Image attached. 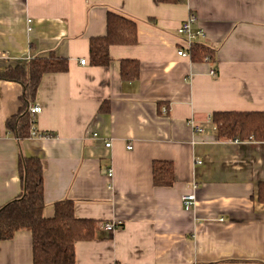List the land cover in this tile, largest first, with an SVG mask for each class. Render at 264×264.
I'll use <instances>...</instances> for the list:
<instances>
[{"label":"crops","instance_id":"0c3cea01","mask_svg":"<svg viewBox=\"0 0 264 264\" xmlns=\"http://www.w3.org/2000/svg\"><path fill=\"white\" fill-rule=\"evenodd\" d=\"M107 11L135 20L137 41L110 45V62L93 66L89 38L105 33ZM189 14L207 61L176 53ZM50 53L68 69L42 75L34 125L55 135L6 131L22 87L0 79V206L21 192L19 156H34L46 216L71 199L76 217L116 223L76 241L75 264H264V141L218 138L210 120L218 110H264V0H0V72ZM126 58L139 62L136 80L120 77ZM153 160L172 163L171 186L153 184ZM192 182L196 203L185 211ZM0 264H31L29 232L0 241Z\"/></svg>","mask_w":264,"mask_h":264},{"label":"trees","instance_id":"16d2710c","mask_svg":"<svg viewBox=\"0 0 264 264\" xmlns=\"http://www.w3.org/2000/svg\"><path fill=\"white\" fill-rule=\"evenodd\" d=\"M162 3L185 0H157ZM137 41L135 20L114 11H107L105 33L92 36L88 42V62L93 66H105L110 62V45H133ZM212 51L201 42L190 48V59L199 62ZM68 60L53 53L30 58L25 64H16L0 72V79L18 82L21 87L20 106L16 114L5 121V129L17 139L30 137L31 116L28 106L33 103L40 79L47 72H64ZM122 80L139 77L138 60H120ZM103 109V104L99 110ZM210 120L218 138L264 141V110H218ZM51 136L52 132H47ZM17 170L21 192L0 206V241L11 239L18 231H27L31 237V264H75L74 243L95 237L98 220L74 215L73 200L60 199L53 203V214H44L43 166L38 157L20 155ZM152 181L156 186L174 183L172 163L166 160L152 161ZM257 198L264 200V182L258 186Z\"/></svg>","mask_w":264,"mask_h":264},{"label":"built area","instance_id":"2783aa9c","mask_svg":"<svg viewBox=\"0 0 264 264\" xmlns=\"http://www.w3.org/2000/svg\"><path fill=\"white\" fill-rule=\"evenodd\" d=\"M197 18L194 14H189L187 18L179 24V26L176 28V32L178 35H180L183 40L185 41V44L181 47H179L176 51L177 55L181 57H190V48L194 42H198V39L202 36H204V31L202 28L197 27L194 28L193 25L196 23ZM28 23V29H30V23L31 19H27ZM205 61L209 60L208 56L203 57ZM80 64H86V60L84 58L79 60ZM210 74L214 75L215 71L213 69H210ZM162 110L164 112L167 111V107L163 106ZM28 111L31 116V127H30V136L31 137H47L51 136L50 134H47V132H38L35 128V119L34 115L40 111V106L37 103H32L28 106ZM187 124L196 132L201 131V128L196 124L195 120L193 118H189L187 120ZM94 136H97L96 133L93 134ZM233 141H239L237 138L232 139ZM104 145L108 147L110 145V142H105ZM127 148H131V144L127 145ZM198 163L200 161H197ZM107 176H112V168H107ZM108 187H111L110 185ZM198 184L196 182H192L189 190L181 195V203L182 207L185 211L191 210L195 203H196V192H197ZM99 226L104 228L105 230H113L116 227V223L114 221H105L100 222Z\"/></svg>","mask_w":264,"mask_h":264}]
</instances>
